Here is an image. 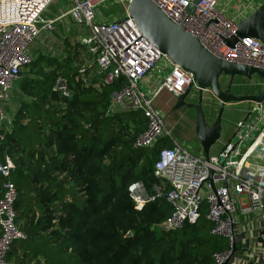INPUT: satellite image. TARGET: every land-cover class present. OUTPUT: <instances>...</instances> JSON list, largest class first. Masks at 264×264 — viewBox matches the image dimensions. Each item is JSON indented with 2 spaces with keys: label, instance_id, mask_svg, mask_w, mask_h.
Segmentation results:
<instances>
[{
  "label": "trees",
  "instance_id": "obj_1",
  "mask_svg": "<svg viewBox=\"0 0 264 264\" xmlns=\"http://www.w3.org/2000/svg\"><path fill=\"white\" fill-rule=\"evenodd\" d=\"M67 27L57 24L59 38L78 32L76 25ZM65 44L63 58L33 49L35 59L15 86L16 91L20 83L19 108L8 129H0L6 131L0 138V160L9 156L15 164L10 180L19 191L17 222L28 235L14 246L43 251L45 264H214V253L229 243L211 233L206 202L198 221L181 230L157 226L173 212L166 197L170 186L154 170L160 151L173 146L172 138L136 149L148 118L141 110L110 111L112 94L126 85V77L107 84L99 74L94 81L90 73L98 66L88 46L68 38ZM83 66L89 85L82 80ZM61 77L73 90L69 97L54 90ZM5 180L0 174V197ZM136 182L156 196L142 209L130 191ZM35 206L44 210L37 226L31 213ZM41 225L51 231L40 235ZM13 249L9 262L32 260V253L19 255Z\"/></svg>",
  "mask_w": 264,
  "mask_h": 264
},
{
  "label": "built area",
  "instance_id": "obj_2",
  "mask_svg": "<svg viewBox=\"0 0 264 264\" xmlns=\"http://www.w3.org/2000/svg\"><path fill=\"white\" fill-rule=\"evenodd\" d=\"M57 1L0 0V129H8L13 121V91L35 59L34 43L72 15L75 23L88 28L79 41L88 46L104 75L103 81L112 84L126 77V85L112 94L110 111L141 110L148 118V128L139 134L134 147H153L163 137L171 136L165 115L155 101L163 91L175 97L183 94L193 82V74L143 36L129 16L130 0H70L69 8L56 15L47 14ZM153 1L215 55L264 68L261 40L245 37L234 47L224 42L236 34L240 21L225 13L218 0H201L193 15L187 12L192 0ZM239 1L238 6L246 4L247 8L264 0ZM113 5L122 8L109 15L100 10L101 6ZM85 70L83 66L80 73L84 84L89 85L91 79L84 75ZM54 90L64 97L73 94L63 77L57 80ZM5 134L1 132L0 138ZM14 168L9 156L0 160V174L6 178L0 197V264H15L7 260L8 254L17 241L28 237L17 222L19 191L10 180ZM154 170L164 184H169L166 197L173 205V212L158 223V228L178 231L189 222H197L206 202L205 216L212 223L211 233L229 243V248L214 253V264H264V102L252 103L237 122L231 140L217 154L207 157L203 151L196 153L175 141L160 151ZM130 191L137 209L156 199L146 193L141 182L133 183Z\"/></svg>",
  "mask_w": 264,
  "mask_h": 264
},
{
  "label": "water",
  "instance_id": "obj_3",
  "mask_svg": "<svg viewBox=\"0 0 264 264\" xmlns=\"http://www.w3.org/2000/svg\"><path fill=\"white\" fill-rule=\"evenodd\" d=\"M201 0H192L187 12L193 15ZM128 13L146 37L163 54L193 74L189 88L177 97L175 109L184 106L196 111V132L203 152L207 157L211 149L221 139L223 114L229 102H264V90L254 94H239L232 91L236 77L252 80L255 75L264 80V68L224 59L212 53L201 40L183 29L182 25L172 21L153 0H130ZM253 37L264 43V1L246 18L242 19L237 32L224 42L234 47L240 39ZM228 77L230 83L222 87V78ZM197 89L200 96L197 102L188 101L193 97L192 90ZM207 90L220 100V106L213 122H210L204 103ZM131 235V233H129ZM233 252L237 250L234 243Z\"/></svg>",
  "mask_w": 264,
  "mask_h": 264
},
{
  "label": "rangeland",
  "instance_id": "obj_4",
  "mask_svg": "<svg viewBox=\"0 0 264 264\" xmlns=\"http://www.w3.org/2000/svg\"><path fill=\"white\" fill-rule=\"evenodd\" d=\"M219 1V5L220 6H227L230 7V9H234L236 12L235 15L237 16L239 13H241L243 10L241 9V4L238 6L237 3H240L239 0H218ZM112 5L113 3H105L104 5ZM71 5H63V2L61 0H58L57 2H54L47 14H51V15H56L62 11H64L66 8H69ZM105 6H101L100 10L102 11V13L104 15H109L110 12H115L118 11L122 8L121 5H113L112 7H105ZM224 11L225 9L222 8ZM61 24H63L65 27H67V25L69 23H72L73 25H76L78 27V32H75L74 35H70V32L73 30H70L68 34L65 35L62 34L61 37L59 38V35L57 34V31L60 32L59 30H54L52 32H45L43 33L38 39L37 41L34 43L33 47L35 49V53L38 51H44L46 54L48 53L49 55H54L56 57L59 58H63V56H65L66 52V44H65V40L68 38L69 41H74L77 42L79 41L80 37H83L84 35H86L88 33V28L85 27V25L82 24H77L75 23V19L73 18L72 15H69L66 17V20H64L63 22H60ZM68 28V27H67ZM56 31V32H55ZM64 36H67V38L64 40ZM73 45V43H72ZM26 75V74H25ZM24 75V78H26ZM29 75V74H27ZM23 77V76H22ZM229 84V80L228 77H223L222 78V87L223 89H226L227 86ZM16 91L14 89L13 91V101L14 102H20L21 99L17 98L18 97V91L20 88V83L17 85L16 87ZM251 89L247 90L245 87L242 86H238L237 84L235 86L232 87V91L234 93H239V94H247V92H249ZM171 95L169 92L167 91H163L160 93V95L157 97L156 99V103L163 108V112L165 115V119H166V125H167V129L170 131L171 134V138L172 139H176L178 142H180L181 144H184L187 148H189L190 150H193L196 153H200L202 151V147L199 145L198 143V136H197V132L193 129V125L191 124V122H189L191 129H189V125L187 123V119L186 116L184 115V111L185 110H181V109H176V110H172L173 109V104L171 101ZM19 99V100H18ZM204 103H205V107L207 110V115H208V119L210 122L214 121V118L218 112L219 109V105H220V101L219 99L212 93L211 90H207L205 92V98H204ZM235 104H232L230 107V109H228V111H224L223 114V131H222V136L221 139L216 143L215 146H213V148L211 150L215 151L219 144L221 143V141L226 138L228 135L231 134V130H232V122L238 118V115H240V113L238 112L239 110H241V107L247 106V105H251L250 102H234ZM19 105V104H18ZM248 106V107H249ZM244 109V108H243ZM188 111V110H187ZM191 112H188V116ZM246 115V113H245ZM191 136V137H190ZM194 137V138H192ZM197 140V141H196ZM201 148V149H200Z\"/></svg>",
  "mask_w": 264,
  "mask_h": 264
},
{
  "label": "crops",
  "instance_id": "obj_5",
  "mask_svg": "<svg viewBox=\"0 0 264 264\" xmlns=\"http://www.w3.org/2000/svg\"><path fill=\"white\" fill-rule=\"evenodd\" d=\"M62 2H63V5H66L67 4V2H70V0H61ZM227 1V0H226ZM232 1V0H231ZM233 2V1H232ZM262 2V1H261ZM234 3V2H233ZM257 3H260V2H257ZM259 5L257 4V6L255 7V6H248L247 8H246V4H243V5H241L240 7H241V9L243 10V13H241V14H238L237 16L235 15V13L236 12H234L235 10L233 9H230V7H227V6H220L221 8H224L225 9V13H227L228 15H230V16H233V17H236L237 19H239V21H241L242 19H244V18H246L248 15H250L257 7H258ZM70 24H72V23H69L67 26H69ZM77 24H79V23H77ZM100 74V72H99V69H98V67H92V71H91V73H90V77H91V79H94V81H95V78H96V75H99ZM262 81H263V79H261L259 76H257V75H255L254 77H253V79L252 80H249V79H247V78H244V77H241V76H239V77H236L235 78V80H234V82H233V86H235L236 84L238 85V86H242V87H245L247 90H249V89H251L249 92H247V94H254V93H258V92H260V91H263L264 90V86L262 85ZM261 83V85H260V83ZM259 83V84H258ZM172 97H171V101H172V104H174V102L176 101V99H177V97H175V96H173L172 94H170ZM14 98V97H13ZM18 102H14V104H12L10 107H11V110H16V109H18L19 108V105L17 104ZM251 103V105L249 106V105H247V106H244V107H241L240 109L241 110H239L238 112L240 113V115H238V118H236L233 122H232V132H231V134L230 135H228L226 138H224L222 141H221V143L219 144V146H218V148L215 150V151H213V150H211V154H217L219 151H221L224 147H225V145L231 140V138H232V136H233V134H234V131H235V128H236V124H237V122L240 120V119H242L244 116H245V113L247 114V111H248V109L252 106V103L253 102H250ZM232 104H235L234 102H229L227 105H226V111H228V109H230L231 107V105ZM155 105H156V107L157 108H159V109H161L162 110V112H163V108H161L157 103H156V101H155ZM249 106V107H248ZM244 108V109H243ZM179 109H181V110H185L186 109V111H184L185 113H184V115L186 116V119H187V123H188V125H189V129H191V126H190V124H189V122H191V124L193 125V129L196 131V128H195V124H196V111H195V109H193V108H187V107H182V108H179ZM188 110V111H187ZM191 112L190 114H189V116H188V112ZM163 114H164V112H163ZM145 115V114H144ZM168 130V129H167ZM169 131V130H168ZM198 136V135H197ZM171 137V136H170ZM191 137V136H190ZM192 138H194V137H192ZM173 140V144L175 143V141L176 142H178L176 139H172ZM198 140V143H199V145L201 146V143H200V141H199V138L197 139ZM196 140V141H197ZM178 143H180V142H178ZM181 144V143H180ZM181 145H183L184 147H186L184 144H181ZM215 146V145H214ZM187 148V147H186ZM213 148V147H212ZM187 149H189V148H187ZM201 149V148H200ZM190 150V149H189ZM191 151H193V150H191ZM44 185L45 186H48V183L46 182V183H44ZM23 210H26V207H24L23 208ZM31 213H35L36 214V218H35V223H34V226H37L36 224L38 223V221H39V219H40V217H41V215L42 214H44V210H42V208L41 207H39V206H35V210L34 211H31ZM22 224V226L24 225L23 223H21ZM42 228V225L37 229V230H39L40 232H41V234L40 235H45V234H48L50 231H51V229L50 230H47V231H44V230H42L41 229ZM36 230V229H35ZM25 240V239H24ZM15 249V250H14ZM14 251H16L19 255H21V254H23V253H25V254H27V255H29L30 253H32V255H33V257H32V260H29V264H34L35 262L36 263H39V262H41L40 264H45V257H44V252L43 251H41V250H30V248L29 247H26L25 249H21V248H19L18 246L17 247H15L14 246ZM32 251V252H31ZM41 259V261H39ZM28 264V263H27ZM57 264V263H56Z\"/></svg>",
  "mask_w": 264,
  "mask_h": 264
},
{
  "label": "flooded vegetation",
  "instance_id": "obj_6",
  "mask_svg": "<svg viewBox=\"0 0 264 264\" xmlns=\"http://www.w3.org/2000/svg\"><path fill=\"white\" fill-rule=\"evenodd\" d=\"M228 80H229V78H228ZM234 82V81H233ZM229 83H230V80H229ZM192 93H193V97L191 98V97H188V101H193V102H197L198 101V99H199V96H200V94H199V92H198V90L197 89H193L192 90ZM204 98H205V94H204ZM220 101V100H219ZM176 103H177V99H176V101L174 102V104L172 105L173 106V111L174 110H176L174 107H175V105H176ZM220 106V105H219ZM184 107H186V106H184ZM188 108V107H187Z\"/></svg>",
  "mask_w": 264,
  "mask_h": 264
},
{
  "label": "clouds",
  "instance_id": "obj_7",
  "mask_svg": "<svg viewBox=\"0 0 264 264\" xmlns=\"http://www.w3.org/2000/svg\"><path fill=\"white\" fill-rule=\"evenodd\" d=\"M203 151V150H202Z\"/></svg>",
  "mask_w": 264,
  "mask_h": 264
}]
</instances>
